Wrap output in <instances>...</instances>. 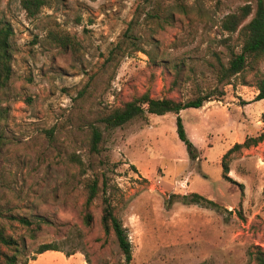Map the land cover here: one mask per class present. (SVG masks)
Wrapping results in <instances>:
<instances>
[{
	"label": "rangeland",
	"instance_id": "1",
	"mask_svg": "<svg viewBox=\"0 0 264 264\" xmlns=\"http://www.w3.org/2000/svg\"><path fill=\"white\" fill-rule=\"evenodd\" d=\"M45 1L28 20L20 0H0V22L13 30L12 73L0 94V227L24 240L28 264H124L100 226L101 192L91 226L82 224L83 183L93 177L106 182L129 264H254L249 252H264V140L224 160L227 178L222 157L263 131L264 101L254 99L264 58L222 97L210 67L213 53L227 63L220 21L245 0ZM50 33L75 46L61 48ZM228 43L240 52L237 34ZM144 92L211 100L104 129L102 117ZM177 116L193 152L176 133ZM92 126L102 131L96 153ZM190 193L217 207L182 198ZM21 217L31 225L13 220ZM45 244L73 258L43 259L35 252Z\"/></svg>",
	"mask_w": 264,
	"mask_h": 264
},
{
	"label": "trees",
	"instance_id": "2",
	"mask_svg": "<svg viewBox=\"0 0 264 264\" xmlns=\"http://www.w3.org/2000/svg\"><path fill=\"white\" fill-rule=\"evenodd\" d=\"M20 9L23 11L25 18L28 20L34 19L45 7V0H20ZM220 29L225 32L228 37L222 40L228 52L229 58L225 64L220 55L213 53L214 63L210 67L214 71L217 84L221 85V90L217 96L224 95L223 86L230 85L231 80L240 75L249 65L256 64L264 58V0H245V3L240 6L235 12L225 15L220 21ZM237 34V38L241 41L240 52L236 53L235 48L228 43L230 36ZM13 36L12 27L8 22H0V94L6 89L11 77V51L10 38ZM49 36L63 49L73 48L74 41L68 35L56 36L50 33ZM252 68V67H251ZM175 77L173 82L179 80L178 76L181 73V66H177L174 70ZM177 76V77H176ZM172 82V83H173ZM257 95L254 101H264V77L259 79L256 84ZM1 96V95H0ZM210 95L200 96L194 100L182 102L168 98L155 99L148 92L133 97L121 104L120 107L112 110L110 113L100 119L104 129L113 130L121 127L126 123L136 118H142L145 115L163 116L165 114L178 115L181 110L187 108H201L205 102H209ZM176 133L179 139L186 145L188 150L194 151L191 144L187 141L181 119L176 117ZM102 140V131L95 126L91 127L90 150L98 152V146ZM264 140V128L257 137L246 138L242 143H235L222 157L223 174L226 177L228 170L227 163L224 161L231 153L240 149H247L257 145ZM195 159L196 156H192ZM83 188L86 194L84 205L81 209L80 216L82 224L85 227H90L93 222L91 206L99 197L101 192L102 208L100 214V226L105 236L112 234L115 237L117 246L124 256V264H129L131 261V246L125 229L114 214V209L111 205L109 196H106V182L100 181L97 177L86 179L83 183ZM183 199H189L191 204H208L217 207L216 203L210 201L200 195L190 193L188 196H182ZM2 214L0 213V216ZM22 227H29L31 223L21 217L13 218ZM47 251L62 252L53 245L45 244L39 246L35 254H43ZM73 253L65 254L66 257ZM249 257L254 264H264V252L259 248H253L249 252ZM25 257L24 261H20ZM26 247L23 239H16L12 234L0 227V264H28L26 258ZM31 260H35L32 258Z\"/></svg>",
	"mask_w": 264,
	"mask_h": 264
},
{
	"label": "crops",
	"instance_id": "3",
	"mask_svg": "<svg viewBox=\"0 0 264 264\" xmlns=\"http://www.w3.org/2000/svg\"><path fill=\"white\" fill-rule=\"evenodd\" d=\"M40 255L43 257V259H45L46 256H49L48 259L52 262L53 261L68 260V259L73 258V256H69L68 259H66L65 255L62 252H58V251H47V252H44L43 254H40ZM41 260L40 259L37 260L36 262H34V264H39L41 262ZM42 261H45V260H42Z\"/></svg>",
	"mask_w": 264,
	"mask_h": 264
}]
</instances>
